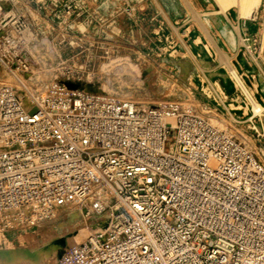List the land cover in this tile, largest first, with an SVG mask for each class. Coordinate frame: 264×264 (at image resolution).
Returning <instances> with one entry per match:
<instances>
[{
  "label": "built area",
  "instance_id": "1",
  "mask_svg": "<svg viewBox=\"0 0 264 264\" xmlns=\"http://www.w3.org/2000/svg\"><path fill=\"white\" fill-rule=\"evenodd\" d=\"M12 3L0 0V234L83 209L103 221L56 264H264L255 153L180 103L38 87Z\"/></svg>",
  "mask_w": 264,
  "mask_h": 264
},
{
  "label": "rangeland",
  "instance_id": "2",
  "mask_svg": "<svg viewBox=\"0 0 264 264\" xmlns=\"http://www.w3.org/2000/svg\"><path fill=\"white\" fill-rule=\"evenodd\" d=\"M12 7L27 24L26 56L38 87L61 83L104 97L106 91L119 102L160 100L148 108L189 103L209 121L216 117L215 126L264 166V0L245 17L235 6L222 11L214 0H13ZM220 54L261 113L252 112ZM137 71L147 72L146 79ZM74 214L84 218L87 235L102 219L83 209L63 210L41 223L48 228L42 234L36 235L38 225L0 234V264H41L49 248L57 251L56 264L65 250L84 242L65 243L70 225L58 219Z\"/></svg>",
  "mask_w": 264,
  "mask_h": 264
},
{
  "label": "bare ground",
  "instance_id": "3",
  "mask_svg": "<svg viewBox=\"0 0 264 264\" xmlns=\"http://www.w3.org/2000/svg\"><path fill=\"white\" fill-rule=\"evenodd\" d=\"M215 3L220 7V9L223 11L225 9H227L230 6H235L237 9V13L239 17H245L248 16L250 13H255L258 5H259V0H214ZM37 49V48H35ZM32 50V49H31ZM30 50V53L32 54L33 51ZM220 60L221 62L225 63V65L228 67V70L231 74V78L234 81V83L236 84V86L240 89V91L244 94V96L246 97L247 101L249 102L251 108H252V112L254 114H259L261 113L263 110L262 108L254 101L253 97L249 94V92L246 90L245 86L243 85L241 79L237 76L236 73H234L230 66L229 63L226 59V57H224L223 55L220 54ZM133 68V67H132ZM136 76H140L143 79H146V73L147 72H136ZM96 90V89H95ZM100 90V89H97ZM104 94H106L105 96H111L110 93H107L106 91H103ZM110 98V97H107ZM114 100L113 98H110ZM124 102H131V103H139L142 104L144 106H146V104L149 105H153V104H157L158 102H160V100H156V99H136L134 96L129 98H123ZM138 100V101H137ZM142 100V101H140ZM189 103H184V106L188 107ZM211 118V117H210ZM214 119H212L210 122L214 125H219V120L216 119V117H213ZM220 128V125H219ZM58 215V214H57ZM56 215V216H57ZM56 216H54L53 218H51L52 220L57 218ZM95 219V218H94ZM98 219V220H97ZM95 221H101L102 219L97 218ZM50 220V221H52ZM48 221V220H46ZM58 221H64L69 223L70 228H69V232H68V236H66L65 238V243H67L68 245L71 246H75L77 243L85 240L89 234L87 235L86 232L82 229V225L84 222V218L81 216V214L78 215H70V216H65L62 217L60 219H58ZM39 228L38 230H36V235H39L40 233L42 234L43 232H45L47 225L46 224H38ZM101 227V226H100ZM57 251L53 248H49L45 251L41 252V264H52L54 261V258L56 257ZM17 255V254H16ZM38 254H34V256H36ZM34 256H30L31 259H35Z\"/></svg>",
  "mask_w": 264,
  "mask_h": 264
}]
</instances>
